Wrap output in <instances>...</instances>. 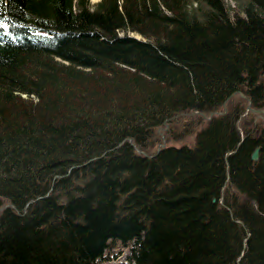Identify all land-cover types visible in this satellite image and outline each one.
<instances>
[{
	"label": "trees",
	"instance_id": "trees-1",
	"mask_svg": "<svg viewBox=\"0 0 264 264\" xmlns=\"http://www.w3.org/2000/svg\"><path fill=\"white\" fill-rule=\"evenodd\" d=\"M239 1L0 0V264H264V123L232 97L264 108V0Z\"/></svg>",
	"mask_w": 264,
	"mask_h": 264
},
{
	"label": "rangeland",
	"instance_id": "rangeland-1",
	"mask_svg": "<svg viewBox=\"0 0 264 264\" xmlns=\"http://www.w3.org/2000/svg\"><path fill=\"white\" fill-rule=\"evenodd\" d=\"M100 1H102V0H89V2L91 3V5L90 6H92V5H94L95 3H97V2H100ZM223 2H224V4L227 6V7H229L230 9H234V8H238V6H239V0H223ZM91 8H93V7H91ZM239 9V8H238ZM235 11H237V10H234V11H232L231 13H230V15L231 16H234V14H235ZM237 13V12H236ZM128 33V35H130V36H132V37H135V38H137V39H139V40H144V38H142L141 36H140V34H138L137 32H127ZM194 115H191V117H193ZM186 117L188 118L189 116H177L176 117V120H175V124L173 125V131H171L172 133L173 132H175V133H177V132H180L181 131V136H182V134H183V130H184V121L186 120ZM175 119V118H174ZM263 120L261 119V118H257V117H255V115H254V119L253 120H251V122H252V125H255V124H258V123H260V122H262ZM201 125H202V122H201ZM168 128H169V126H168ZM168 128H167V130L165 131V132H167L168 131ZM172 129V128H171ZM155 135L158 137V141H160V136H159V134L157 133V129L155 130ZM164 133V132H163ZM171 134V133H170ZM164 136H165V143L167 144L168 142H167V137H166V135L164 134ZM168 136H169V134H168ZM171 137V136H170ZM192 139H193V137L192 136H190V135H187L186 137H184V136H182V138L179 140V141H177L178 143H181V142H183V143H187L188 145H190L191 144V142H192ZM177 143V144H178ZM126 254H127V252L124 250V249H122L121 247H119V248H117L115 251H114V253H113V255H112V257H111V260H106V261H104V262H101L100 264H119L121 261H124V257L126 256Z\"/></svg>",
	"mask_w": 264,
	"mask_h": 264
},
{
	"label": "water",
	"instance_id": "water-1",
	"mask_svg": "<svg viewBox=\"0 0 264 264\" xmlns=\"http://www.w3.org/2000/svg\"><path fill=\"white\" fill-rule=\"evenodd\" d=\"M259 113H261V111H258ZM252 160H257L258 158V149L254 150V152L252 153L251 156Z\"/></svg>",
	"mask_w": 264,
	"mask_h": 264
}]
</instances>
